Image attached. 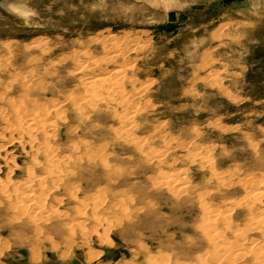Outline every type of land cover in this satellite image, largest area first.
Masks as SVG:
<instances>
[{
  "label": "rangeland",
  "instance_id": "1",
  "mask_svg": "<svg viewBox=\"0 0 264 264\" xmlns=\"http://www.w3.org/2000/svg\"><path fill=\"white\" fill-rule=\"evenodd\" d=\"M86 72L120 93L76 116ZM22 81L57 113L50 155L39 132L37 151L10 132L12 109H29ZM25 179L34 193L15 190ZM260 180L264 0H0V264H264L241 204ZM203 206L225 212L223 243L207 238ZM241 229L246 250L213 259Z\"/></svg>",
  "mask_w": 264,
  "mask_h": 264
},
{
  "label": "bare ground",
  "instance_id": "2",
  "mask_svg": "<svg viewBox=\"0 0 264 264\" xmlns=\"http://www.w3.org/2000/svg\"><path fill=\"white\" fill-rule=\"evenodd\" d=\"M114 45V44H113ZM112 47V46H111ZM115 47H117V46H115ZM114 48V47H113ZM111 49L112 51L113 50H116L115 48L114 49ZM118 49V48H117ZM117 52H119L118 50H116ZM116 51H113V55H114V53L116 52ZM120 53V52H119ZM116 54V53H115ZM123 54V53H122ZM121 54V55H122ZM117 55H119V54H117ZM120 56V55H119ZM117 57V56H116ZM110 59V58H109ZM81 63V62H80ZM79 63V64H80ZM133 63V62H132ZM78 63L76 64V67H77V69H78V66H79V69H88L89 68V66L88 65H78ZM91 66V65H90ZM116 66V65H115ZM132 66V65H131ZM120 67H122L121 65H120ZM126 67V66H125ZM128 67V66H127ZM94 68V67H93ZM95 69V68H94ZM99 69V68H98ZM126 69V68H125ZM125 69H123V68H120V69H118L117 68V70L115 69L113 72H111V74H109L110 75V77L111 78H115L114 76L115 75H119V77H121L120 76V74H122L123 73V71H125ZM84 71V70H83ZM89 71V70H88ZM32 73V72H31ZM25 74V73H24ZM28 74V73H27ZM33 74V73H32ZM100 74L102 75V72H100ZM91 75V74H90ZM124 75V74H123ZM23 76V75H22ZM94 76V75H93ZM93 76H89V72L87 73L86 72V74L85 73H83V78L80 80V85H81V88L84 90V94H83V96L82 97H78V98H70V102H71V104H72V109L76 112V116H79V115H77V114H79L80 113V111L81 110H83V109H87V108H89V107H92L93 106V104H94V102L97 100V97L99 96V93L101 92V90H105L106 89V91H107V93H109V94H113L114 95V93H118L117 91H119V89H120V86L116 83V82H111V80H110V82H108V78L106 79V78H98V77H93ZM20 77V76H19ZM118 77V78H119ZM125 77V76H124ZM123 77V78H124ZM29 78V77H28ZM21 79V78H20ZM25 78H23V80H24ZM116 79V78H115ZM27 80H25V82H26ZM117 81V80H116ZM23 82V81H22ZM28 82H30V80L28 81ZM27 82V83H28ZM27 83H24L23 82V91H24V93H25V95H24V93H23V95H24V98H25V96H26V98H25V101H26V103H27V105H28V108L29 109H27V111H25V110H22V108L20 109L19 107H16V108H13L12 109V114L14 115V117H15V122H14V130H11L10 132L11 133H15V135H16V141H18L17 143H22V145H23V141H22V137L23 136H27V138H28V144H29V148L31 147V149L33 148L34 149V151H37V149H36V146H37V144H36V132H39V134H40V139L42 140V144L43 145H45L46 144V147H45V149H47L48 148V150L50 149L49 147L51 146L50 144L49 145H47V142H44L46 139H48V138H50L51 137V134H52V132L54 131L53 130V128L51 127V126H53V124H52V122H48L49 121V119L51 118V116L52 115H55V114H57V113H55L56 111H55V109H54V106H52L51 105V103L50 104H48L45 108H41V107H39L40 105H38L37 104V102H36V100H34V99H32L31 98V88H32V86L30 85V84H27ZM34 83V82H33ZM21 84V83H20ZM35 84V83H34ZM34 84H32V85H34ZM39 85V84H38ZM35 86L36 87H38L36 84H35ZM35 87V88H36ZM41 88H42V86H41ZM100 88V89H99ZM41 90V89H40ZM82 90V91H83ZM122 92V91H121ZM120 93V92H119ZM119 93H118V95H119ZM124 94V93H123ZM112 95V96H113ZM122 97V96H121ZM125 97V96H124ZM23 98V99H24ZM125 99H126V97H125ZM122 100V99H121ZM123 100H124V98H123ZM123 100H122V102H123ZM125 102H127V100H125L124 101V103ZM96 103V102H95ZM21 104V103H20ZM53 104V103H52ZM130 104V103H129ZM24 105V104H23ZM69 105H70V103H69ZM131 110V109H130ZM129 111V110H128ZM136 111V110H135ZM131 112V111H130ZM132 113H134V111L132 112ZM132 113H129L128 112V114L127 113H125V115H124V117H123V121H124V125H123V127H126L129 123H131L132 124ZM83 115V114H82ZM57 116V115H56ZM80 117H81V115H80ZM51 121V120H50ZM53 121V120H52ZM80 121V120H79ZM54 122V121H53ZM13 126V125H12ZM128 128V127H127ZM127 128L126 129H123V130H121L120 129V131L122 132V133H125L126 135H127ZM130 131V130H129ZM129 131H128V135H129ZM132 134V133H131ZM12 134H10V137H11V139L9 138V135L7 134V138L9 139V140H14L13 139V135L11 136ZM15 137V136H14ZM5 141V140H4ZM8 142V141H7ZM50 142V141H49ZM9 143H10V141H9ZM9 143H8V145H9ZM14 143V142H13ZM39 143V142H38ZM7 145V144H6ZM16 145V144H15ZM53 145V144H52ZM82 145H84V144H82ZM2 146V145H1ZM54 146V145H53ZM3 148H5L4 147V145L2 146ZM1 147V148H2ZM83 147V146H82ZM2 148V149H3ZM12 148V147H11ZM55 149L56 147H52L51 148V150L52 149ZM1 149V150H2ZM7 149V148H6ZM20 149H21V147H20ZM39 149V148H38ZM90 149V148H89ZM10 150V149H9ZM21 150H23V149H21ZM42 150V149H41ZM8 151V150H7ZM24 151V150H23ZM44 151V150H43ZM53 151V150H52ZM98 151V150H97ZM25 152V151H24ZM46 152V151H45ZM48 152V154H49V152H50V150L49 151H47ZM76 153V152H75ZM89 153V152H88ZM92 153V152H91ZM195 153V152H194ZM43 154H44V152H43ZM51 154V153H50ZM49 154V155H50ZM85 154V153H84ZM98 154H100V153H98ZM196 154V153H195ZM24 155V154H23ZM47 155V154H46ZM45 155V156H46ZM52 155H54L53 154V152H52ZM77 155V154H76ZM199 154H197V156H198ZM11 156V155H10ZM78 156V155H77ZM76 156V157H77ZM85 157H86V155H84ZM92 156H94V155H92ZM48 157V156H47ZM46 157V158H47ZM51 156H49V160H48V163H49V167H45V165H44V167L45 168H48V172L50 173V172H52L54 169H58V168H56L58 165H56L55 163L58 161V160H56V158H54V159H52V158H50ZM60 157V156H59ZM68 157V156H67ZM98 157H99V155H98ZM101 157V156H100ZM145 157H147V156H145ZM10 158V157H9ZM61 158H63L62 156H61ZM61 158H59V159H61ZM69 159H70V157H68ZM78 158V157H77ZM96 158V157H95ZM48 159V158H47ZM69 159H67V161H69ZM10 160V159H9ZM55 160H56V162H55ZM66 160V159H65ZM72 160V159H71ZM78 160V159H77ZM94 160H96V159H94ZM46 161V160H45ZM59 161H61V160H59ZM63 161H64V159H63ZM88 161H90V160H88ZM4 162V161H3ZM9 162H12L11 160L9 161ZM8 163V162H7ZM13 163V162H12ZM62 163V162H61ZM14 165H15V163H13ZM64 164V163H63ZM11 165V164H10ZM47 165V164H46ZM16 166V165H15ZM56 166V167H55ZM61 165H59L58 167H60ZM31 167V166H30ZM64 168V167H63ZM11 170H12V167L10 168ZM10 169L8 170V171H10ZM14 169V168H13ZM27 169H29V167L27 168ZM31 169V168H30ZM60 169V168H59ZM59 169H58V172H59ZM65 169H67V167L65 168ZM16 169H14L13 170V172L12 173H14V171H15ZM25 170H26V168H25ZM61 170V169H60ZM47 170L45 169V173H47L46 172ZM32 172V171H31ZM65 172V171H64ZM67 172H68V169H67ZM66 172V173H67ZM10 173V172H9ZM54 173V172H53ZM61 173H63L62 171H61ZM170 173V172H169ZM8 174V173H7ZM55 174H56V171H55ZM64 174V173H63ZM5 175V174H4ZM32 175H34L33 173H32ZM32 175H28V176H31V177H33L34 178V176H32ZM109 175V174H108ZM5 176H7V175H5ZM56 178H59V177H56ZM56 180V179H55ZM58 180V179H57ZM256 180V179H255ZM262 180V179H261ZM260 180V181H261ZM6 181V180H5ZM7 181H10L9 183H13L12 181H11V179H10V177H8L7 178ZM31 180H27V179H25V181L23 182V183H20V184H18V185H13V186H15V190H17V191H19V189H20V193H24L23 192V190L24 189H30V190H28V191H31V193H32V191H33V189H32V187H33V184H32V182L33 181H31ZM41 181V180H40ZM39 180H38V182H40ZM248 181V180H247ZM246 181V182H247ZM253 181V180H252ZM258 181V180H257ZM35 182H36V180H35ZM245 182V181H244ZM245 182V187H247V188H249L248 189V200H246V201H244L243 203H241L242 204V206L245 208V210L247 211V213H248V216L249 217H247L248 218V220H247V225H248V228H249V230H253V231H256V232H260L261 233V236L264 238V205L262 206L263 207V210L261 211L260 210V212H257V208H256V206L261 202V199H264V180L263 181H261V182H258V183H254V182H256V181H254L252 184H248V183H246ZM1 183V182H0ZM2 184V183H1ZM5 184V183H4ZM14 184V183H13ZM42 183L40 182V184L39 185H37V186H40ZM7 184H5V186H6ZM12 185V184H11ZM9 186V185H8ZM0 187H3V184H2V186H0ZM35 187V186H34ZM33 187V188H34ZM41 187H42V185H41ZM44 187V186H43ZM43 187H42V189H43ZM10 188V187H9ZM45 188V187H44ZM12 189H14V188H12ZM12 189H11V191H12ZM32 189V190H31ZM37 189V188H36ZM40 189V191L38 192V193H42L41 191V188H39ZM45 189H47V187L45 188ZM43 190V191H46V190ZM2 190H4V192H6V190L7 189H2ZM48 190V189H47ZM2 193V192H1ZM7 193V192H6ZM6 193H4V194H6ZM9 193V192H8ZM25 193H27L26 191H25ZM29 193V192H28ZM27 193V194H28ZM30 193V194H31ZM33 193H34V191H33ZM14 194V193H13ZM15 195V194H14ZM20 195V194H19ZM23 195V194H22ZM6 196H8V195H6ZM21 196V195H20ZM30 197H31V195H29ZM29 196H28V198H29ZM16 197V196H15ZM22 197V196H21ZM24 197V196H23ZM22 197V198H23ZM26 197H27V195H26ZM26 197H24L25 199H26ZM98 197V196H97ZM16 199V198H15ZM18 199H21L20 197L18 198ZM17 200V199H16ZM24 200V199H23ZM29 200V199H28ZM98 200V199H97ZM15 201V200H14ZM17 201H15V203H16ZM20 202H22V200H20ZM27 202H29V201H27ZM11 204V203H10ZM200 204V203H199ZM235 204V203H234ZM14 206L16 205V204H13ZM12 205V206H13ZM17 205H18V202H17ZM28 205V204H27ZM26 205V202H25V204H24V202H22L21 204H19V207L18 206H15L16 208L18 207V209H20V210H24V208H25V206H27ZM31 205H32V203H31ZM204 205V204H203ZM236 205V204H235ZM234 205V206H235ZM14 206H13V208H14ZM28 206H30V205H28ZM33 206V205H32ZM31 206V207H32ZM30 207V208H31ZM17 209V210H18ZM53 210V209H52ZM203 210H204V215H205V218H206V222H207V225L206 226H203V227H206V230H208V235H207V238L209 239V241H210V243L212 244V245H214V244H216V243H223V241H224V239L222 238V234L223 233H221V231H219V225L220 224H222L221 223V221H223L224 220V218H226L227 219V216H226V214L224 215V213L225 212H223V209H222V211H218L217 209H211V207H208V206H203ZM37 211V210H36ZM245 211V212H246ZM259 211V210H258ZM39 212V211H38ZM246 213V214H247ZM227 214H228V211H227ZM245 214V215H246ZM224 222V221H223ZM226 222V221H225ZM235 222V221H234ZM228 224V226L230 227V224H229V222L227 223ZM201 225V224H200ZM246 225V226H247ZM80 228V227H79ZM225 228H227V227H225ZM228 229V228H227ZM230 229H232L231 227H230ZM230 229H228L229 231H230ZM235 229V228H234ZM233 229V230H234ZM240 229V228H239ZM223 230H226V229H223ZM247 229H244V230H242L241 229V231L240 232H238V230L236 231V233L234 232V234H236V241H234V242H232V241H230L229 243H230V245L228 246V247H223L222 248V250L220 251L221 252V254L220 253H217V251L215 252V254H213L212 252V254H211V256L212 257H214L213 259H217L218 257H221L222 255H224L223 256V258H225V257H227L228 258V256H227V254L229 253V254H231V253H235L236 251H238V250H240L239 251V253L240 252H242L243 250H246L245 248H247L246 246H245V244H246V242H245V240L247 239V235H250V234H247L246 235V233H247V231H246ZM204 231V230H203ZM235 231V230H234ZM205 232V231H204ZM231 232V231H230ZM238 232V233H237ZM250 232H252V231H250ZM203 233V232H202ZM232 238V237H231ZM230 238V239H231ZM223 239V240H222ZM250 239V238H249ZM233 240H235V237H234V239ZM240 240V241H239ZM255 240V239H254ZM222 241V242H221ZM264 241V240H263ZM240 242H242V243H240ZM226 243V242H225ZM248 243H249V241H248ZM251 243V242H250ZM247 245H249V244H247ZM252 245V244H251ZM264 245V244H263ZM224 246V245H223ZM250 246V245H249ZM248 246V248H250V249H252L253 250V247L251 248V247H249ZM256 246V245H255ZM254 246V247H255ZM256 249L258 248L257 246L255 247ZM254 248V251L256 250ZM258 249H260V250H262L263 251V254H261L260 255V257H259V255L257 256L258 257V260L260 261V260H264V248L263 249H261V248H258ZM258 249L256 250L257 252H258ZM260 250H259V254L262 252H260ZM249 251V250H248ZM253 251V253H256L257 254V252H254ZM225 254H226V256H225ZM232 255H234V254H232ZM254 255V254H253ZM234 256H236V255H234ZM256 257V258H257ZM234 258V257H233ZM254 258V257H253ZM215 259V260H216ZM219 259V258H218ZM221 259H222V257H221ZM236 259H237V257H236ZM235 259V260H236ZM225 260H228V259H226L225 258ZM234 260V261H235ZM252 260H254V259H252ZM230 261V260H229ZM212 262H213V260H212ZM230 262H232V261H230ZM229 262V263H230ZM249 263V262H248ZM214 264V263H213ZM218 264V263H217Z\"/></svg>",
  "mask_w": 264,
  "mask_h": 264
}]
</instances>
